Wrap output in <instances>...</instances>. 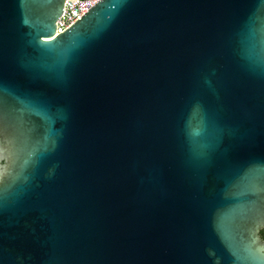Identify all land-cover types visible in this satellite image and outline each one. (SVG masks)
<instances>
[{"label":"water","instance_id":"1","mask_svg":"<svg viewBox=\"0 0 264 264\" xmlns=\"http://www.w3.org/2000/svg\"><path fill=\"white\" fill-rule=\"evenodd\" d=\"M0 0V264H264V0Z\"/></svg>","mask_w":264,"mask_h":264},{"label":"built area","instance_id":"2","mask_svg":"<svg viewBox=\"0 0 264 264\" xmlns=\"http://www.w3.org/2000/svg\"><path fill=\"white\" fill-rule=\"evenodd\" d=\"M101 0H71L64 4V14L56 21V34L62 33Z\"/></svg>","mask_w":264,"mask_h":264},{"label":"snow or ice","instance_id":"3","mask_svg":"<svg viewBox=\"0 0 264 264\" xmlns=\"http://www.w3.org/2000/svg\"><path fill=\"white\" fill-rule=\"evenodd\" d=\"M10 127L11 123L8 113L3 104L0 103V135L7 133L10 130Z\"/></svg>","mask_w":264,"mask_h":264},{"label":"trees","instance_id":"4","mask_svg":"<svg viewBox=\"0 0 264 264\" xmlns=\"http://www.w3.org/2000/svg\"><path fill=\"white\" fill-rule=\"evenodd\" d=\"M260 236H261L262 239H264V230L260 231Z\"/></svg>","mask_w":264,"mask_h":264},{"label":"flooded vegetation","instance_id":"5","mask_svg":"<svg viewBox=\"0 0 264 264\" xmlns=\"http://www.w3.org/2000/svg\"><path fill=\"white\" fill-rule=\"evenodd\" d=\"M261 237V236H260ZM264 240V239H263Z\"/></svg>","mask_w":264,"mask_h":264}]
</instances>
